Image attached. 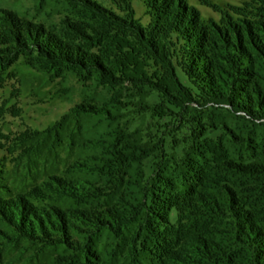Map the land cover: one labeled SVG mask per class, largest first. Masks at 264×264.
Returning a JSON list of instances; mask_svg holds the SVG:
<instances>
[{
    "label": "trees",
    "instance_id": "obj_1",
    "mask_svg": "<svg viewBox=\"0 0 264 264\" xmlns=\"http://www.w3.org/2000/svg\"><path fill=\"white\" fill-rule=\"evenodd\" d=\"M73 2L65 38L40 51L81 100L49 132L96 179L68 190L85 228L44 236L84 264H264V0L223 26L144 0L148 27Z\"/></svg>",
    "mask_w": 264,
    "mask_h": 264
},
{
    "label": "rangeland",
    "instance_id": "obj_2",
    "mask_svg": "<svg viewBox=\"0 0 264 264\" xmlns=\"http://www.w3.org/2000/svg\"><path fill=\"white\" fill-rule=\"evenodd\" d=\"M250 1L184 3L206 25L223 26L244 19ZM101 3L145 27L155 20L144 0ZM73 4L0 0V264H84L79 251L61 238L48 239L43 230L60 235L61 226L55 225L69 223L74 233L85 228L75 215L85 208L83 200L68 190L82 192L89 186L85 179H96V173L85 171L90 161L53 143L49 132L81 100L77 76L55 73L40 51L44 41L65 38L67 22L80 12Z\"/></svg>",
    "mask_w": 264,
    "mask_h": 264
}]
</instances>
